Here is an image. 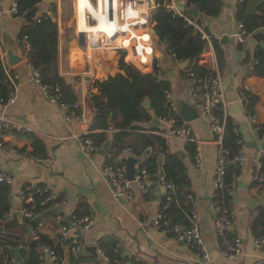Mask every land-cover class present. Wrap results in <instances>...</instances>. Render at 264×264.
Returning <instances> with one entry per match:
<instances>
[{
	"label": "crops",
	"instance_id": "obj_1",
	"mask_svg": "<svg viewBox=\"0 0 264 264\" xmlns=\"http://www.w3.org/2000/svg\"><path fill=\"white\" fill-rule=\"evenodd\" d=\"M13 1L0 0V54L4 65L19 74L18 98L16 103L7 109V114L16 126L21 125L22 129L26 130L19 131L16 126L6 130L3 139L6 147L0 149V168L14 177L12 207L19 210L20 202L17 196L25 185L43 183L51 188L56 197L66 200L64 207L66 216L75 214L81 201L89 205L94 223L90 229L80 234L84 248L88 245H96L99 250V242L102 240L107 250H114L127 261L134 260L140 264H264V255L254 246L255 238L251 232V226L259 210L264 207V193L258 189L255 181L256 160L263 149L264 140L256 132L250 120L251 112L247 107L250 95L256 96L258 99L254 113L257 114L261 124H264V77L250 74L254 62V49L257 45L264 49V42L258 43L249 37L248 42L243 46L244 50L238 49L239 23L235 16L238 0H225L219 16L202 15L198 17V21L206 33L218 40L225 50V64L220 69L213 42L212 44L207 42L200 64L209 69L211 65L217 63L229 117L240 130L243 139L242 149L247 156L245 164L229 169L226 177L227 179L229 175L232 181V205L236 212L232 232L244 242V253L240 257L226 258L220 254V238L214 228L216 213L213 203L218 146L210 130L209 121L200 113L199 118L188 122L180 113L183 102L194 107V80L183 72L179 62L170 58L165 44L161 49L158 48L163 54L160 58L167 55L172 64L171 67L166 66L161 69L160 78L163 77L162 72L164 77L169 78L172 98L181 117L188 123L197 150L199 149L202 155V163L197 167L193 157L186 150V144L181 136L168 138L169 149L172 152L182 151L185 154L182 158L190 179L201 237L205 251L210 256V260L206 262L200 260L201 253L189 243L177 240L167 229L157 230L152 226V220L165 200V194L163 195L161 190L163 185L158 180L149 177L150 192L147 194L142 193L137 183L133 181L131 187L134 199L117 200L114 197L111 175L103 171L104 165L108 162L107 154L97 153L89 157L80 142L82 136L91 130L96 115V108L88 106L89 96L99 93L93 83L96 80L104 81L109 78L107 73L103 72L104 68L116 67L118 54L123 52L110 48L94 50L82 48L78 42L76 26L73 24L63 26L65 22L62 23L61 18L62 0H55L54 3L44 0L38 5L37 15H49L51 7L57 6L55 11L59 34V73L72 84L76 94L82 96L79 120L67 123L60 107L47 100L44 92L32 80V72L27 65L29 51L19 43L21 29L27 21L24 16L10 13ZM80 3L81 6H86L88 1L80 0ZM90 4L94 9L93 4L91 2ZM76 16L78 21V0H76ZM103 19L106 20L104 16ZM259 31H264V27ZM223 38L226 39L222 43ZM13 44L16 45L18 55L23 59L14 67H10L8 58L12 54ZM247 47H251L252 53L249 64L243 62ZM160 58H156L158 62ZM124 59L131 64L129 57L125 55ZM153 69L154 67L150 66L148 69L138 70L142 73H151ZM100 73L103 74L100 76ZM249 88L254 91L251 92ZM139 125L152 127L145 123ZM157 128H160V125ZM112 132L108 131V134L111 136ZM134 133L152 135L150 130H138ZM33 136L44 141L49 163L36 161L29 154L32 150ZM127 156L130 155L122 152L118 159ZM136 168L139 172V164ZM47 219L40 233L56 239L58 224L54 217ZM67 253L66 246L65 255ZM80 255L83 259H79L80 257L69 259L67 264H96V259L100 263L103 262V256L99 252L98 258L85 251Z\"/></svg>",
	"mask_w": 264,
	"mask_h": 264
},
{
	"label": "trees",
	"instance_id": "obj_2",
	"mask_svg": "<svg viewBox=\"0 0 264 264\" xmlns=\"http://www.w3.org/2000/svg\"><path fill=\"white\" fill-rule=\"evenodd\" d=\"M44 0H18L19 15L24 16ZM171 0H156L157 8L152 13V26L155 29V40L157 47L161 49L163 44L171 50L178 61H189L188 67L183 71L187 74L192 70L197 75H205L207 67L200 64L201 56L206 49V41L201 38L192 26L178 15H174L166 5ZM189 4L198 6L207 17H217L223 10L225 0H188ZM57 10V6L54 5ZM236 20L243 24L248 35H253L264 27V0H238L235 11ZM20 39L26 38L31 48L28 52V61L35 67L41 69V76L45 83L59 86L65 99L69 102H77L78 97L72 84L60 75L58 65V20L57 16L48 14L37 15L32 20L27 21L21 29ZM213 45L220 69L225 64V50L220 42L213 39ZM238 49L244 50L239 42ZM125 54L121 53L116 61V67L120 73L107 80H96L93 86L99 91L88 98V106L96 108L97 113L91 126L92 134L90 137L98 148H102L108 140H111L112 155L108 157L107 163L115 164L121 153L129 148L132 155L140 159L139 169L146 168L153 179L155 174H164L168 181L178 186L174 200L167 207L168 217L173 222L184 221L187 224V217L195 210L193 193L190 189V179L186 173V165L180 154L169 149L167 140L161 136L150 134H136L138 130L159 131L157 127H143L139 123L149 124L156 117L170 116L166 107V92L171 90L169 78L156 79L154 72L160 73V68L154 66L153 72L142 73L133 65L128 64L124 59ZM254 62L250 74L264 77V49L257 45L254 49ZM158 62V59H155ZM6 79L5 65L0 54V99L6 100L10 93V87L4 83ZM257 97L250 95L248 98V110L254 113ZM146 102H149L148 108ZM236 125L228 117L224 147L229 151V155L235 154L242 149L243 144L237 142L235 133ZM94 131V132H93ZM100 131V132H97ZM108 131H113L111 136ZM261 135H264V124L262 125ZM32 150L29 154L32 157L48 160L47 149L43 140L33 136ZM151 152L148 153V150ZM186 150L195 158L197 145L195 142L186 144ZM130 155V156H132ZM161 157V162H159ZM264 163V156H263ZM121 161V160H120ZM235 166H230V170ZM227 183L232 186V181L228 175ZM27 184L25 186H28ZM46 184H37V189H32L34 202L25 204V209L35 207L36 214L32 219L23 218L20 223L17 216H12V196L9 186L0 183V230L13 231L18 235L19 241H24L28 234V227L31 225L36 228L39 220L43 217H54L50 210L56 200L50 202L46 207L41 206V202L47 197L48 193L37 192L44 189ZM51 193V192H50ZM165 202L162 203V206ZM91 213L89 205L81 201L75 211L78 217H84ZM42 215V217H41ZM254 240L264 239V207H262L251 226ZM231 237H236L232 232ZM68 241L61 242L58 237L53 239L39 232V239H30L27 242L28 250H21L23 264H39L41 256L46 250L52 248L61 261L65 256V247ZM10 247H16V243L9 240H0V264H16L13 262L15 256ZM99 248L109 257L113 264H140L139 262L124 259L114 250H107L102 240ZM79 259H83L81 255ZM131 262V263H130ZM96 264H101L96 259Z\"/></svg>",
	"mask_w": 264,
	"mask_h": 264
},
{
	"label": "built area",
	"instance_id": "obj_3",
	"mask_svg": "<svg viewBox=\"0 0 264 264\" xmlns=\"http://www.w3.org/2000/svg\"><path fill=\"white\" fill-rule=\"evenodd\" d=\"M76 2V1H75ZM94 9L106 18V27L100 28L97 18L90 12V9H86V23L83 29L80 28L78 21H76L77 38L80 46L85 49L94 50L99 48L115 49L118 52H123L131 60V65L139 70L148 69L150 66L153 68L157 66L162 69L161 63L156 62V49L154 46V36L152 35V13L157 8L158 4L155 0H90ZM180 5H184L186 9H195L199 12V16L204 15L201 9L194 5L189 4L188 0H178ZM76 7V4H75ZM166 7L174 12V15L182 17L188 25L201 35V38L206 43L212 44L213 38L206 33L202 25L198 21V17H194L191 14L181 12L174 0H171ZM49 16H56V11L51 7ZM12 15H19L18 0H14L10 9ZM92 17L95 24L88 22V17ZM239 42L245 46L248 42V38L252 35H248L243 27V24L239 23V31L237 33ZM19 43L26 47L28 51L31 46L26 38L20 39ZM170 58L173 61H178L171 50H168ZM28 67L32 72V80L37 86L44 92L47 100L57 104L64 112L67 123H74L80 118L81 104L77 102H69L65 99L63 92L59 86H54L45 83L41 76V69L35 67L28 61ZM6 79L5 84L10 87V93L6 100L0 99V149H4V133L8 129H12L16 124L10 119L7 114V109L16 103L19 90V74L14 69H9L5 66ZM187 76L194 80L193 91V105L204 117L209 121V127L211 132L215 136V142L218 146L217 159L215 166V198L213 208L216 213V219L214 222V228L220 238V254L226 258H237L244 253V242L236 236L231 237L233 231L234 220L236 217L235 209L232 205V193L233 188L227 183L226 176L230 169V166H243L247 161V156L243 149L238 150L235 154L229 155V151L224 147V138L226 136L227 121L229 117L227 109V101L225 93L222 88L221 75L217 66V63L211 65L208 72L205 75H197L194 71L187 72ZM251 92L254 90L249 88ZM166 107L170 112V116L159 117L160 122L159 131H152V134L161 136L167 142L168 138H179L181 136L185 144L195 142L192 136L191 129L188 123L181 117L178 107L175 104L171 90L166 92ZM97 113V109H96ZM250 120L254 124V128L259 137L264 140V135H261L262 130L261 122L258 119L257 114L252 113ZM23 126L17 125L16 128L21 130ZM235 133L237 136V142L243 144V139L240 134V130L236 127ZM92 131L90 130L84 134L80 140L82 143L85 154L89 157L98 153V148L90 137ZM12 151H15L12 149ZM126 152L132 155L129 148L125 149ZM112 150L108 152V157H111ZM134 156V155H132ZM264 149L260 151L259 157L256 160V175L255 181L258 189L264 193V163H263ZM36 161L50 162V159L44 160L42 158L33 157ZM195 165L200 167L202 163V155L199 149L196 152L194 158ZM103 171L106 174L111 175V183L114 186V197L119 200L124 198L128 201L134 199V192L131 184L127 178L126 165L120 160L115 164L107 163L103 167ZM150 174L146 168H142L136 175L135 181L139 186L142 193L150 192L149 183ZM155 178L165 187V204L157 212L152 220V226L157 230H168L179 241L189 243L193 248L197 249L200 254V260L205 262L210 260L209 254L205 251L204 243L201 237L200 226L198 223V217L196 211H192V214L187 217V224L184 221L173 222L167 214L168 205L174 200L178 186L173 182L168 181L164 174H155ZM0 183L9 186L10 195L14 196L12 187L14 184V177L8 171L0 168ZM37 185L24 186L18 193L17 199L20 202L19 210L11 207L10 212L22 211L24 213L23 218L32 219L35 212L33 209H25V204H31L34 202L32 189H37ZM37 192L48 193L47 197L41 202V206L46 207L50 202L56 200V196L53 194L49 186L44 189H38ZM51 192V193H50ZM66 200L61 198L54 202L50 209L56 208L58 212L54 216L55 222L58 224V239L61 242L68 241V253L60 261L56 252L49 248L40 258L39 264H67V260L79 258L80 254L84 251V244L81 240L80 233L91 228L94 223V216L90 213L84 217H78L72 214L70 222H67L66 215L64 213V207ZM42 217V215H41ZM48 217H43L39 220V224L36 228L31 225L28 227L27 239L19 241L18 235L5 229L0 230V240L7 242L9 240L16 243V247L21 250H28L27 242L30 239L38 240L39 232L43 229L48 221ZM254 246L264 255V239H258L254 241ZM99 254L103 256V262L101 264H113L111 259L107 257L102 250H98ZM13 262H16L14 258ZM129 264V263H128Z\"/></svg>",
	"mask_w": 264,
	"mask_h": 264
},
{
	"label": "water",
	"instance_id": "obj_4",
	"mask_svg": "<svg viewBox=\"0 0 264 264\" xmlns=\"http://www.w3.org/2000/svg\"><path fill=\"white\" fill-rule=\"evenodd\" d=\"M50 3H54L55 0H46ZM177 4V7L178 9L181 11V12H185L187 11V13L191 14L192 16L194 17H198L200 14L197 10L195 9H186V7L184 5H180L178 3V0H174ZM37 12H38V9L37 8H34L32 9L31 11L27 12L25 15H24V18L26 21H30L32 20L34 17L37 16ZM151 32H152V35L155 36V29L152 27L151 29ZM252 38L254 40H256L258 43L260 42H264V31H259V32H256L252 35ZM224 39L226 38H223L222 40V43L224 42ZM11 52L12 54L9 55V58L8 60L10 59V61L8 62V65L10 67H14L15 64H17L18 62L22 61L21 59H23L22 57H20L18 55V52H17V47L15 44H13V47H11ZM156 58H160L161 56H163L162 52L160 51H157L156 52ZM251 58H252V53H251V47H247L246 51H245V56H244V60L243 62L245 64H249V62L251 61ZM189 65V61L188 60H185V61H182L180 62V66L183 70H185ZM104 73H107V75L109 77H115L117 74L120 73V70L116 67H111V66H106L104 68ZM103 73H100V76L102 75ZM154 77L156 79H160V74L159 73H156L154 72ZM69 80V79H68ZM77 97H78V100L80 102V104L82 103V96L81 94H77ZM146 105L147 107L149 108L150 107V104L149 102H146ZM180 113L182 115V117L188 121V122H191L197 118L200 117V113L199 111L193 107V106H190L188 103L186 102H183L181 107H180ZM160 125V122L158 120V118L154 117L150 123L148 124V126H152V127H159ZM262 148H264V145H262ZM111 150V140H108L105 145L98 150V153L101 154V155H106L109 151ZM151 152V149L148 150V153ZM178 154H180L182 157H184V153L182 151H177ZM121 162H123L125 165H126V168H127V178L129 179V181L133 182L135 181V178H136V175L138 173V169L136 168V166L140 163V159L135 157V156H127V157H124L121 159ZM159 162H161V157H159ZM114 189V187H112ZM152 188H154V186H152ZM162 193L163 195L166 193V190H165V187L162 186ZM165 199V197H164ZM53 214H56L58 212V210L56 208L50 210ZM12 216H17V218L19 219L20 223H22V219L24 217V213L22 211H14L12 212L11 214ZM70 215L66 216V220L67 222H70ZM79 234H81L80 232H78ZM10 249H12V251L14 252V256L16 258V264H23L22 262V254H21V251L17 248V247H10ZM84 251L85 252H89L90 254H92L95 258H98L99 255H98V247L96 245H88L84 248Z\"/></svg>",
	"mask_w": 264,
	"mask_h": 264
},
{
	"label": "rangeland",
	"instance_id": "obj_5",
	"mask_svg": "<svg viewBox=\"0 0 264 264\" xmlns=\"http://www.w3.org/2000/svg\"><path fill=\"white\" fill-rule=\"evenodd\" d=\"M76 0H62V4H61V18H62V23L65 22L63 24V26H72V24L74 26H76V21H77V16H76V7H75V2ZM75 22V23H74ZM88 22L90 24H95V21L93 20V18L90 16L88 17ZM154 46L156 49V52L158 51V47L156 44V40L154 39ZM121 53V52H120ZM120 54H118L119 56ZM160 62H161V66L164 69L166 66L171 67L172 64L170 63V59L166 56L160 58Z\"/></svg>",
	"mask_w": 264,
	"mask_h": 264
},
{
	"label": "bare ground",
	"instance_id": "obj_6",
	"mask_svg": "<svg viewBox=\"0 0 264 264\" xmlns=\"http://www.w3.org/2000/svg\"><path fill=\"white\" fill-rule=\"evenodd\" d=\"M86 6H81L80 0H78V24L80 26L81 29H83L85 26H87L86 23V9L87 7L90 9V12L94 15L95 18H97L100 28H105L106 27V20L103 19V16L101 14H99L96 10H94L89 2ZM103 19V23L101 22V20ZM112 147V145H111ZM264 149V148H263ZM227 177V176H226ZM227 180V179H226ZM232 199V196H231Z\"/></svg>",
	"mask_w": 264,
	"mask_h": 264
}]
</instances>
